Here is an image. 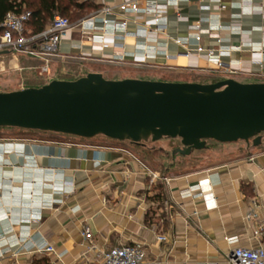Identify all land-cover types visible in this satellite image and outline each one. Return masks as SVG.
<instances>
[{
  "label": "crops",
  "instance_id": "1",
  "mask_svg": "<svg viewBox=\"0 0 264 264\" xmlns=\"http://www.w3.org/2000/svg\"><path fill=\"white\" fill-rule=\"evenodd\" d=\"M88 1L97 8L83 17L109 6L106 18H125L130 34L92 29L100 26L97 17L84 30L74 26L61 37L52 77L42 76L41 62L28 56H22L19 73L44 80L42 85L88 72L104 76L106 64H115L141 74L105 78L185 81L162 75L179 69L203 73V83L264 82V0H137L140 10L126 13L118 9L124 0ZM152 3L161 9L160 32L152 29L156 15L147 11ZM143 29L146 37L131 34ZM89 34L108 46L89 40ZM176 39L190 49L197 44L211 49L226 71L216 69L205 51L185 56ZM41 133L0 135V249L10 251L0 264H96L102 252L121 243H142L143 264H230L227 255L234 247L264 245V138L256 147L240 141L239 155L179 169L197 151L172 155L179 141L167 158L165 145ZM134 147L160 168L143 163ZM146 170L160 178L150 183ZM187 190L199 196L182 194ZM165 201L172 206L166 209ZM250 210L255 217L247 218ZM85 227L88 239L81 235ZM159 234L167 236L166 243L156 240ZM46 245L55 253L43 251Z\"/></svg>",
  "mask_w": 264,
  "mask_h": 264
},
{
  "label": "water",
  "instance_id": "2",
  "mask_svg": "<svg viewBox=\"0 0 264 264\" xmlns=\"http://www.w3.org/2000/svg\"><path fill=\"white\" fill-rule=\"evenodd\" d=\"M0 127L134 144L178 139L172 155L205 149L208 140L256 147L264 138V82L108 79L88 72L0 91Z\"/></svg>",
  "mask_w": 264,
  "mask_h": 264
},
{
  "label": "built area",
  "instance_id": "3",
  "mask_svg": "<svg viewBox=\"0 0 264 264\" xmlns=\"http://www.w3.org/2000/svg\"><path fill=\"white\" fill-rule=\"evenodd\" d=\"M118 9L122 13L137 12L140 10L137 0H124L118 5ZM147 11L156 15L154 17L153 31H162L164 25L159 21L158 14L161 9L158 4L152 3L147 7ZM101 13L103 16L99 17ZM111 13V7L104 6L98 13H90L76 22H71L67 17L55 14L44 30L38 33H32L30 29L26 27V21L30 17L29 11H23L21 13L8 12L0 23V51L8 50L10 54L19 53L39 60L42 69L41 75L49 79L52 77L50 69L51 63L59 56L58 48L61 37L74 26H80L81 29L84 30L86 28V22L89 21L92 24V22L97 21L98 17L100 19V26H92V29H98L102 31L103 34H110L113 36L116 35L115 33L118 31H122V37L130 34V32L126 30L127 20L125 18H121L117 21L109 20L106 18V15ZM191 28L196 31L194 39L198 42L200 39L199 23L193 24ZM147 32L148 31L143 29L136 30L131 34L146 37ZM88 39L99 41L104 47L108 46V43L103 41L102 37H97L94 34H89ZM175 41L184 48L183 54L185 56L190 55L193 50L195 53L205 51L208 60L215 65L216 69L226 71L219 57L214 55L211 49L203 48V46L199 44L196 45L195 49H190L185 45L184 41L180 39H176ZM229 72H231V70H229ZM142 167L144 168L145 166L143 165ZM146 171L148 172H146V175L149 177L150 183L160 178L157 172ZM182 194H188L193 198L199 196V194H191L188 190L183 191ZM164 204L166 209L172 206L169 201H165ZM193 213H195V211H193ZM255 216L256 213L254 210H250L247 213V218ZM81 235L85 239L90 238V229L85 227ZM156 240L160 243H166L167 236L159 234L156 236ZM43 251L55 253L51 245H46ZM7 252H10L7 248L0 249V256ZM145 256V247L142 243H121L102 252L96 264H143ZM227 261L230 264H264V245H259L257 247L236 246L228 253Z\"/></svg>",
  "mask_w": 264,
  "mask_h": 264
},
{
  "label": "rangeland",
  "instance_id": "4",
  "mask_svg": "<svg viewBox=\"0 0 264 264\" xmlns=\"http://www.w3.org/2000/svg\"><path fill=\"white\" fill-rule=\"evenodd\" d=\"M92 10V9H91ZM91 10H87L86 14L89 13ZM74 21V20H72ZM22 56H25L23 54L14 53V54H8L6 56H0V91L6 92V91H12L17 90L20 88L21 85L27 84H35L38 83V81H35L32 76H29L28 74L19 73V67L24 64V60L22 59ZM91 67L87 68L90 69ZM72 69V70H71ZM69 71V73L73 75L78 76L79 71L76 70V68L68 67L66 69ZM130 70L131 67L126 66H119L115 64H106L105 68L103 69V73L105 77L110 76H120V75H130L133 74L134 76L140 75L141 71L138 73H131ZM161 72V71H157ZM164 77L171 78V79H179V80H185L189 82H203L206 80V78L203 76V73L195 72L192 70H170L168 69L165 74H162ZM40 82H45L40 81ZM42 131H36V130H25V129H19V128H1L0 127V135L4 134H12V135H18V136H28V135H35V136H42ZM48 133V132H47ZM96 139L99 141H103L106 139L104 136H96ZM179 141L178 139H168L163 138V140H160V142H152L148 141L146 142L148 145H165L167 158L170 156V148L171 146L175 145V143ZM207 147L205 149L197 150L195 151L196 157L193 159L188 160L187 162L183 161L179 165V169H183L186 167H193L195 165H209L216 163L220 160L233 157L235 155H239V153L242 152V148L240 147V141L235 143H218L211 140H208L206 142ZM133 152L137 155V157L145 163L147 166H150L152 168L159 169L160 165L159 162H155L153 159H149L145 157L146 153H141L140 150L137 147H134ZM158 157H162V154H158ZM168 159L166 160V164Z\"/></svg>",
  "mask_w": 264,
  "mask_h": 264
},
{
  "label": "trees",
  "instance_id": "5",
  "mask_svg": "<svg viewBox=\"0 0 264 264\" xmlns=\"http://www.w3.org/2000/svg\"><path fill=\"white\" fill-rule=\"evenodd\" d=\"M95 8H97V5L88 0H0V23L8 12L21 13L29 11L30 17L26 21V27L32 33H38L47 27L55 14L65 16L71 22H76L86 14L88 9ZM41 83H25L24 85L38 87L41 86L39 85ZM156 196L155 198H158L159 194Z\"/></svg>",
  "mask_w": 264,
  "mask_h": 264
}]
</instances>
